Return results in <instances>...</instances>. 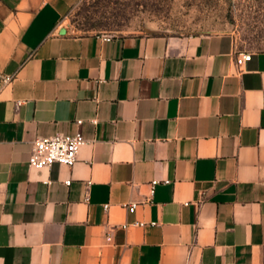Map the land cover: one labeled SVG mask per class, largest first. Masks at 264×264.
<instances>
[{
	"label": "crops",
	"instance_id": "0c3cea01",
	"mask_svg": "<svg viewBox=\"0 0 264 264\" xmlns=\"http://www.w3.org/2000/svg\"><path fill=\"white\" fill-rule=\"evenodd\" d=\"M62 12L0 0V264H264V50L70 34ZM74 131L71 167L28 165Z\"/></svg>",
	"mask_w": 264,
	"mask_h": 264
},
{
	"label": "rangeland",
	"instance_id": "374dc122",
	"mask_svg": "<svg viewBox=\"0 0 264 264\" xmlns=\"http://www.w3.org/2000/svg\"><path fill=\"white\" fill-rule=\"evenodd\" d=\"M70 34H230L264 50V0H61Z\"/></svg>",
	"mask_w": 264,
	"mask_h": 264
},
{
	"label": "built area",
	"instance_id": "2783aa9c",
	"mask_svg": "<svg viewBox=\"0 0 264 264\" xmlns=\"http://www.w3.org/2000/svg\"><path fill=\"white\" fill-rule=\"evenodd\" d=\"M102 38L109 41L112 36L103 35ZM251 57V52H245L242 54V59L244 61L250 60ZM11 78V75H6L0 71V86L7 84ZM76 123L80 124L81 120H77ZM84 143L85 138L80 131H74L73 133L68 134L56 133L50 136L37 137L32 142V151L28 159V165L36 168L49 167L53 164L71 167L77 159V153L80 146ZM69 182L70 181H65V184L68 185ZM160 182L161 181L157 179H152L149 182L148 198L152 197L155 186ZM163 182L167 183L168 181ZM136 205V202H130L125 206L129 210H133ZM136 224L142 225L143 223Z\"/></svg>",
	"mask_w": 264,
	"mask_h": 264
}]
</instances>
